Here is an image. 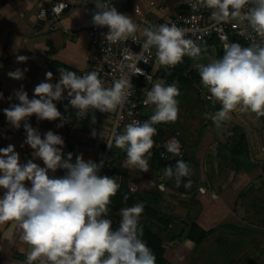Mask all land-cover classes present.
Instances as JSON below:
<instances>
[{
    "label": "clouds",
    "instance_id": "9594fccd",
    "mask_svg": "<svg viewBox=\"0 0 264 264\" xmlns=\"http://www.w3.org/2000/svg\"><path fill=\"white\" fill-rule=\"evenodd\" d=\"M94 3L98 10L93 11L92 21L95 25L107 26L108 31L103 35L109 44L128 38L138 40L135 35L138 25L132 16L118 11L112 0H94ZM201 3L212 9V18L246 22L261 37L260 41L247 46L239 41H226L222 55L197 64L209 98L219 100L222 105L214 113H206V117L219 127L237 108L252 111L257 117L264 116V0H201ZM187 31L176 23L143 27L145 39L135 59L128 61L130 72H144L138 67V61L151 46H155L156 56L153 72L162 65H175L184 55H201V45L186 36ZM27 59L24 54L16 56L17 61ZM27 70V66L17 67L7 74L23 78ZM58 71L59 78L55 81L52 80L53 72L46 71L48 79L35 85L31 98L23 86L16 89L14 95L19 102L3 109L7 120L16 128L24 121V143L34 150L32 156L41 158L44 164L41 166L34 159L21 162L12 143L0 147V186L6 189L0 195V224L9 222L7 230L0 233V239L14 244L18 238L29 246L24 264H34L38 259L41 264L45 261L47 264H156L154 252L142 239L140 220L144 203L121 207L118 225L114 227L107 213L119 184L115 176L100 174L104 161L86 160L83 153L75 154L73 161L72 151L64 153L65 140L60 133L48 129L42 136L40 130L28 122L35 113L38 120L61 117L57 127L63 126L69 117L64 116L54 101L63 99L65 90L77 117L85 116L92 109L111 112L126 99L130 79L121 77L106 86L96 70L81 74L60 67ZM146 79L151 87L146 91L144 103L155 105L153 113L142 122L136 119L128 122L122 132L108 136L101 133L109 147L114 144L126 151L128 165L143 171L150 166L156 124L175 121L180 112V88L176 82L167 83L159 77L153 79L152 73H148ZM3 95L0 92V98ZM92 120L95 121L94 115ZM91 134L95 136L96 130ZM165 147L181 155L179 139L171 138ZM58 168L66 172L59 176L50 174V170L55 172ZM191 172L188 161L176 159L175 165L164 167L160 173L161 182L156 187L166 191L163 180L168 177L174 178L177 186L183 183L188 188L193 181L183 178L190 177ZM200 191L205 189L201 187ZM124 198L127 199V194Z\"/></svg>",
    "mask_w": 264,
    "mask_h": 264
},
{
    "label": "crops",
    "instance_id": "0c3cea01",
    "mask_svg": "<svg viewBox=\"0 0 264 264\" xmlns=\"http://www.w3.org/2000/svg\"><path fill=\"white\" fill-rule=\"evenodd\" d=\"M56 1L0 0V92L4 94L0 98V147L12 143L21 162L34 159L41 166L43 160L33 157L34 150L24 143V121L16 128L7 120L3 109L19 102L14 92L21 86L31 98L35 85L48 79L46 71L53 72V80L59 78L60 67L81 71L87 65L90 50L87 30L93 23V11L98 10L94 0H61L65 7L60 15L38 17L41 8H48ZM120 1L123 12L132 16L135 22L145 19L138 28L142 33L143 27L167 23L178 12L188 10L193 0ZM199 44L201 55H186L177 65L184 77L178 85L180 112L175 121L156 124L149 169L143 171L128 165L126 151L114 144L110 147L109 159L112 166L123 173L119 188L126 186L128 194L134 197L133 204L143 202L144 206L157 212V215L144 213L141 219L146 220L148 227L162 239L165 256L173 264H264V220H255L257 210L264 213V206L255 207L250 193L258 185V176L264 173L261 168L264 165V116L257 117L252 111L237 108L219 127L206 117V113H214L222 105L219 100L209 98L210 93L201 83L197 64L222 55L223 44L216 36ZM19 54L28 59L17 61ZM25 66L28 70L23 78L7 74ZM157 77L165 80L160 71L153 79ZM150 87V82L143 83L145 92ZM68 101L67 90L63 99L54 101L64 116L69 117L63 126L57 127L61 117L38 120L35 113L28 122L38 128L42 136L48 129L60 133L65 140L64 153H83L84 159L93 160L107 144L101 133L110 135L115 109L104 114L91 111L86 118L79 119L75 115L76 109ZM154 108L155 105L150 103L143 109V121ZM93 129L97 133L95 136L91 134ZM176 130L182 133L181 155L172 153L168 159L186 156L192 169L189 178L193 183L185 188L183 183L177 186L174 178L164 177L166 191H160L156 184L161 182L160 173L164 167L159 164L162 159L159 147ZM243 136L247 144L245 153L237 149ZM65 172L63 168L55 172L50 170V174L56 176ZM25 183L30 185L28 180ZM201 187L205 191L201 192ZM5 190L0 186V195ZM114 205L113 198L107 213L113 226L120 217L119 209ZM193 223L207 230L200 242L189 236ZM8 224H0V233L7 230ZM28 250L29 246L18 238L14 244L0 239V264H24Z\"/></svg>",
    "mask_w": 264,
    "mask_h": 264
},
{
    "label": "built area",
    "instance_id": "2783aa9c",
    "mask_svg": "<svg viewBox=\"0 0 264 264\" xmlns=\"http://www.w3.org/2000/svg\"><path fill=\"white\" fill-rule=\"evenodd\" d=\"M112 4L116 6L118 11L123 12V6L120 0H112ZM196 4V7L192 5ZM65 7V2L57 0L50 7H43L38 12V17L56 16L60 15ZM145 22L144 18H140L136 23L139 26ZM167 23H176L178 26L188 29L185 33L186 36L192 38L197 44L203 42L209 37L216 36L222 44L226 41H231L232 36H236L242 41L245 46L258 42L261 37L247 26L246 22L241 23L232 19L227 21L216 20L211 16V9L202 5L201 0H193L191 7L186 11L178 12L171 17ZM158 24V23H152ZM108 31L106 25L100 26L94 23L88 28L87 33L89 36V57L87 65L78 73H84L91 70H96L100 73L101 78L106 86H111L115 79L124 77L130 79L131 86L126 88V99L115 108L113 112V122L110 135L113 132L119 133L124 130L125 124L131 122L133 119L143 121V109L150 103H144L146 92L143 89V83L149 82L146 79L148 73L154 75L162 68H169L178 65L177 62L173 66H160L153 72V65L156 61L155 46H151L143 53L142 59L138 61V67L144 69L143 73H131L128 67V61L135 59V53L139 52L142 48V41L145 39L143 34L137 30L135 35L138 40L132 38L117 40L109 44L104 37V33ZM185 56V55H184ZM145 60L147 62H145ZM57 79H53L55 81ZM143 94V95H141ZM94 111L98 114H104L107 111L100 109H92L85 116L78 117L84 119L88 114ZM182 133L179 130L174 131L168 138H166L159 147V154L161 158L167 159L171 156V152L167 151L165 145L168 140L175 137L181 139ZM110 147L106 144L104 150L93 160L99 162L103 160V166L100 169V174H107L115 176L120 185L123 181V173L112 166L109 159ZM68 152V151H67ZM65 152V154L67 153ZM75 160V154L73 161ZM34 264H41L38 259ZM44 264H47L45 261Z\"/></svg>",
    "mask_w": 264,
    "mask_h": 264
},
{
    "label": "trees",
    "instance_id": "16d2710c",
    "mask_svg": "<svg viewBox=\"0 0 264 264\" xmlns=\"http://www.w3.org/2000/svg\"><path fill=\"white\" fill-rule=\"evenodd\" d=\"M231 41H240V40L236 36H232ZM185 57H186V55L182 58V60ZM159 71L163 73V76L165 77V80L167 83L176 82L179 85V82L184 81V79H183L184 77L179 73L180 69L177 67V65L174 67L162 68ZM141 95H143V94H141ZM237 149H239L240 152H243V153L246 152L247 144L245 143L244 136L241 137V141L238 144ZM181 158L188 161V158L186 156H182ZM176 159H179V158H175V159H168V158L164 159V158H162L161 160H159V164L161 167H165L168 164L175 165ZM238 163L239 162L237 161V164ZM251 165L257 166V164H255V163H251ZM183 179L186 180V179H189V177H184ZM128 192L129 191L127 190L126 186L121 185L120 188L116 191V193L111 197V199L114 198L115 209L118 210L123 206H128V205L133 204L134 197L132 195L128 194ZM125 194H127V199L124 198ZM144 213H149L150 215H152V214L157 215V212H155V210H153L152 208L147 207V206H144V211L141 213V216ZM119 219H120V217H117L115 226L118 225ZM140 223L143 226L142 239L148 244V246L154 252V254L156 256V264H173L165 256V245H164L162 239L148 227L146 220L141 219ZM206 233H207V230L201 228V226L199 224L193 223L191 226L190 232H189V236L195 242H200L204 238Z\"/></svg>",
    "mask_w": 264,
    "mask_h": 264
},
{
    "label": "rangeland",
    "instance_id": "374dc122",
    "mask_svg": "<svg viewBox=\"0 0 264 264\" xmlns=\"http://www.w3.org/2000/svg\"><path fill=\"white\" fill-rule=\"evenodd\" d=\"M264 163V161L262 162ZM264 173L261 172V174L258 176L259 181L257 182V187H254L251 189V199L253 200V205L255 207H263L264 206ZM257 190V191H256ZM261 196V197H260ZM255 220H264V213L259 212L257 210V217H255Z\"/></svg>",
    "mask_w": 264,
    "mask_h": 264
},
{
    "label": "water",
    "instance_id": "95a60500",
    "mask_svg": "<svg viewBox=\"0 0 264 264\" xmlns=\"http://www.w3.org/2000/svg\"><path fill=\"white\" fill-rule=\"evenodd\" d=\"M43 21H44V20H43ZM261 168H262V169H263V171H264V165H262V166H261Z\"/></svg>",
    "mask_w": 264,
    "mask_h": 264
}]
</instances>
